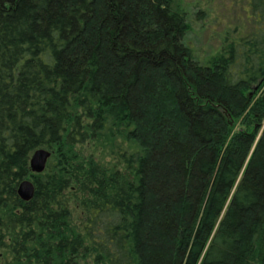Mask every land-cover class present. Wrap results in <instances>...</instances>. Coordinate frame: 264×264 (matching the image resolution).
Instances as JSON below:
<instances>
[{
    "label": "trees",
    "instance_id": "16d2710c",
    "mask_svg": "<svg viewBox=\"0 0 264 264\" xmlns=\"http://www.w3.org/2000/svg\"><path fill=\"white\" fill-rule=\"evenodd\" d=\"M245 1L249 28L202 60L181 0H0V264H264V0Z\"/></svg>",
    "mask_w": 264,
    "mask_h": 264
},
{
    "label": "rangeland",
    "instance_id": "374dc122",
    "mask_svg": "<svg viewBox=\"0 0 264 264\" xmlns=\"http://www.w3.org/2000/svg\"><path fill=\"white\" fill-rule=\"evenodd\" d=\"M187 11L190 28L186 34L195 55L204 59L215 52L226 30L236 26L239 31L249 28L243 8L245 0H181ZM248 20V19H247Z\"/></svg>",
    "mask_w": 264,
    "mask_h": 264
},
{
    "label": "water",
    "instance_id": "95a60500",
    "mask_svg": "<svg viewBox=\"0 0 264 264\" xmlns=\"http://www.w3.org/2000/svg\"><path fill=\"white\" fill-rule=\"evenodd\" d=\"M50 151L44 148H38L33 151L29 159V167L32 172L40 173L45 169ZM17 194L24 200H30L34 195V185L28 180L24 179L18 184Z\"/></svg>",
    "mask_w": 264,
    "mask_h": 264
}]
</instances>
